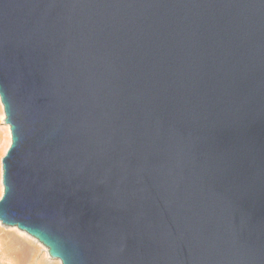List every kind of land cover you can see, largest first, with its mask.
Instances as JSON below:
<instances>
[{
  "label": "water",
  "instance_id": "95a60500",
  "mask_svg": "<svg viewBox=\"0 0 264 264\" xmlns=\"http://www.w3.org/2000/svg\"><path fill=\"white\" fill-rule=\"evenodd\" d=\"M0 221L62 264H264V0H0Z\"/></svg>",
  "mask_w": 264,
  "mask_h": 264
},
{
  "label": "rangeland",
  "instance_id": "374dc122",
  "mask_svg": "<svg viewBox=\"0 0 264 264\" xmlns=\"http://www.w3.org/2000/svg\"><path fill=\"white\" fill-rule=\"evenodd\" d=\"M0 197L3 194L2 158L11 144V132L8 131L5 119L2 118L4 107L0 104ZM10 127V126H9ZM0 264H62L59 259L52 258L48 248L22 233L17 227H5L0 224Z\"/></svg>",
  "mask_w": 264,
  "mask_h": 264
},
{
  "label": "bare ground",
  "instance_id": "6f19581e",
  "mask_svg": "<svg viewBox=\"0 0 264 264\" xmlns=\"http://www.w3.org/2000/svg\"><path fill=\"white\" fill-rule=\"evenodd\" d=\"M0 104H1V106H2V108H3L4 106H3V103H2V101H1V98H0ZM4 111H5V110H4ZM0 113H1V110H0ZM5 117H6V116H5V113L3 112V113H2V118L5 119ZM5 123H6V121H5ZM6 125H7V128H8V131L11 132L10 127H9V124L6 123ZM2 183H3V182H2ZM3 187H4V186H3ZM0 224H2L1 221H0ZM2 225H3V224H2ZM3 226H5V225H3ZM5 227H6V226H5ZM15 227H16V226H15ZM7 228H9V227H7ZM18 230L21 231L22 233L28 234L27 232H25V231H23V230H21V229H19V228H18ZM28 235H29V234H28ZM31 237H33V236H31ZM34 238H35V237H34ZM38 241H39V240H38ZM48 252H49V251H48ZM60 261H61V260H60ZM61 263H62V262H61Z\"/></svg>",
  "mask_w": 264,
  "mask_h": 264
}]
</instances>
